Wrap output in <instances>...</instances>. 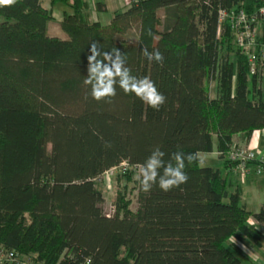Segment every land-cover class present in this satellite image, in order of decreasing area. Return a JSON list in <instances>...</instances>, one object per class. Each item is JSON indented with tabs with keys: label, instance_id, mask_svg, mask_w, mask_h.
Wrapping results in <instances>:
<instances>
[{
	"label": "trees",
	"instance_id": "16d2710c",
	"mask_svg": "<svg viewBox=\"0 0 264 264\" xmlns=\"http://www.w3.org/2000/svg\"><path fill=\"white\" fill-rule=\"evenodd\" d=\"M57 5L66 39L46 33ZM49 6L0 7V249L33 264H244L239 245H261L264 208L249 212L219 169L187 165V183L168 192L145 193L137 181L135 211L123 194L110 213L98 178L122 163L139 172L157 146L167 161L176 151L210 153L214 140L235 173L233 137L264 130V68L250 73L229 20L218 18L256 15L264 44V0H130L108 24L90 22L84 0ZM94 9L104 13V0ZM93 41L155 82L166 97L158 111L118 87L111 103L88 95ZM143 48L158 49L163 64Z\"/></svg>",
	"mask_w": 264,
	"mask_h": 264
},
{
	"label": "clouds",
	"instance_id": "9594fccd",
	"mask_svg": "<svg viewBox=\"0 0 264 264\" xmlns=\"http://www.w3.org/2000/svg\"><path fill=\"white\" fill-rule=\"evenodd\" d=\"M18 0H0V7L14 6ZM149 35H152L149 30ZM90 55L87 57V76L83 85L90 88L88 95L97 102L111 103L117 95V87L124 94H133L149 107L159 110L165 103L166 97L159 92L155 82L149 76L137 77L126 66V55L117 48L110 51L102 50L99 42L93 41L90 46ZM142 55L148 61H155L162 65L163 54L155 49L149 51L142 49ZM166 153L159 146L155 147L147 159L139 165L136 180L141 190L148 193L154 186L168 192L187 183L189 176L185 168L193 163L204 165L199 152L187 153L173 152L165 161ZM90 264V261H89Z\"/></svg>",
	"mask_w": 264,
	"mask_h": 264
},
{
	"label": "crops",
	"instance_id": "0c3cea01",
	"mask_svg": "<svg viewBox=\"0 0 264 264\" xmlns=\"http://www.w3.org/2000/svg\"><path fill=\"white\" fill-rule=\"evenodd\" d=\"M88 5L90 12L89 21L90 22H100L103 24H108L112 18V15L115 12L122 11L126 7L125 0H104L105 12L102 14H96L94 9V4L100 0H84ZM41 2V0H40ZM45 6L42 0V7L44 9H50L49 0L45 2ZM64 8L58 9L56 6L52 8L51 15L53 21L60 23L62 19V11ZM107 14V15H104ZM50 23V22H49ZM48 23V24H49ZM48 28V25H47ZM47 30V29H46ZM233 147H246L252 150L255 153V156L264 159V130L254 131L247 142L244 141L242 135H235L232 139ZM201 156H204V161L213 162L216 167L219 169L222 174L228 179L229 191H238L240 194V199L245 208L251 212H258L261 208H264V173L259 175L254 174L253 171H250V174L245 178H240L237 174L230 172L228 168L225 167V160L219 157V154L216 149V144L214 140L213 149L210 153H202ZM208 167V166H207ZM210 167V166H209ZM250 225H255L252 220L248 222ZM260 230V226H257ZM264 242L262 241L259 246H252L251 244L239 245L241 251V257L239 259L244 264H264ZM252 252H250V251ZM251 256H249V255ZM254 255V257H253ZM260 256V260H257L255 256Z\"/></svg>",
	"mask_w": 264,
	"mask_h": 264
},
{
	"label": "built area",
	"instance_id": "2783aa9c",
	"mask_svg": "<svg viewBox=\"0 0 264 264\" xmlns=\"http://www.w3.org/2000/svg\"><path fill=\"white\" fill-rule=\"evenodd\" d=\"M130 0H125L128 4ZM259 15H264V9L259 10ZM228 19L231 25V30L234 33L235 45L241 50L247 59L250 66V73L252 75L263 74L264 68V44L257 42L258 28L256 26V15L248 18L246 15L239 11L238 13H226L224 11L219 13V21ZM227 159L232 163H235L234 172L240 178H245L250 174L252 170L253 173L259 175L264 173V159L257 158L255 153L246 147H231V149L226 154ZM258 161V165L254 168L246 166L247 163L252 161ZM131 169L126 163H122L118 167H114L104 172L102 176L98 178V182H102L105 188H109L111 184V177H113L116 171L124 172ZM0 264H33L31 258H25V260L20 259V257L13 251H6L0 249Z\"/></svg>",
	"mask_w": 264,
	"mask_h": 264
},
{
	"label": "rangeland",
	"instance_id": "374dc122",
	"mask_svg": "<svg viewBox=\"0 0 264 264\" xmlns=\"http://www.w3.org/2000/svg\"><path fill=\"white\" fill-rule=\"evenodd\" d=\"M45 2H47V0H43L44 6L46 5ZM41 4H42V0H41ZM61 8H63V6H61V5L56 6L57 11H59L58 9H61ZM104 15H107V14H104ZM46 33L48 36H56V37H59L62 39L67 38L66 34L64 32H62V30L60 29L59 23H57L53 20L48 24V28H47ZM209 93H210L211 97L214 96V83L212 81L209 83ZM201 157L204 160V156H201ZM203 166L216 167V165L211 161H208V162L204 161ZM128 170H129V168H128ZM130 172H131V176L129 178L128 177H121V176L119 178H117V176L122 175L123 172L116 171L114 173L113 177H111V184H110V187L108 189L105 188L103 181L98 182V188L102 191L103 197H104V203L102 205V209L104 212L110 213V211L113 208L112 203H113L114 199L116 198V196L117 195H123V194L125 195V198L127 199V201H129V204H130L129 209L131 211H135V209L137 207V205H136V193H137L136 192V186H137L136 176L138 175V171L137 170L134 171L131 169ZM259 231L261 233V236H262L263 242H264V230L259 229ZM253 257H254V255H253ZM255 258L257 260H260L262 257L260 258V256L256 255ZM20 259L25 260V257L20 258Z\"/></svg>",
	"mask_w": 264,
	"mask_h": 264
}]
</instances>
